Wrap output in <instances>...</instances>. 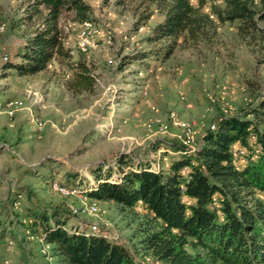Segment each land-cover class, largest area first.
Masks as SVG:
<instances>
[{"label":"rangeland","instance_id":"374dc122","mask_svg":"<svg viewBox=\"0 0 264 264\" xmlns=\"http://www.w3.org/2000/svg\"><path fill=\"white\" fill-rule=\"evenodd\" d=\"M86 1L93 20L79 21L72 11L60 18L70 56L21 74L6 64L21 59L24 42L42 17L28 15V0H0V262L6 264H63L48 250L50 244L33 234L28 213L45 207L63 208L74 223H90L123 239L145 264H163L139 243L141 231L152 224L143 205L123 208L88 194L96 180L93 165L131 155L155 159L160 167L167 164L162 154L167 145L179 142L196 152L221 114L239 113L264 94V41L240 36L237 22L219 23L205 40L180 36L164 57L154 54L171 40L147 38L164 17L156 3L139 27L135 22L147 9L134 0ZM211 2L201 9L210 12ZM80 39L92 43L86 48ZM77 62L89 66L92 80L82 81L84 69ZM44 158L59 162L46 169L40 164ZM75 168L88 180L76 188L60 185Z\"/></svg>","mask_w":264,"mask_h":264},{"label":"trees","instance_id":"16d2710c","mask_svg":"<svg viewBox=\"0 0 264 264\" xmlns=\"http://www.w3.org/2000/svg\"><path fill=\"white\" fill-rule=\"evenodd\" d=\"M134 1L147 9L136 26L152 16V4L164 12L147 38L171 42L154 55L168 57L180 36L211 38L226 21L237 22L239 35L248 41H264V0H212L210 12L201 9L208 0H199L198 6L191 0ZM28 5L29 16L42 17L41 26L24 42L21 59L6 64L21 74L45 69L52 58L70 56L60 26L64 12L72 11L79 21L93 20L86 0H28ZM76 64L84 69L82 81L88 80L89 66ZM162 151L167 164L165 160L160 167L155 159L131 155L121 156L116 164L93 165L96 180L90 182L88 194L123 208L143 205L152 224L141 231L139 243L163 264H264V94L239 113L221 114L196 152L186 151L179 142ZM58 162L44 158L40 164L49 169ZM65 177L58 180L65 187L76 188L83 178L88 180L76 168L67 170ZM37 209L28 213L33 234L50 244L48 250L52 248L63 264H145L107 230L76 224L60 207ZM188 244L200 249L189 250Z\"/></svg>","mask_w":264,"mask_h":264},{"label":"built area","instance_id":"2783aa9c","mask_svg":"<svg viewBox=\"0 0 264 264\" xmlns=\"http://www.w3.org/2000/svg\"><path fill=\"white\" fill-rule=\"evenodd\" d=\"M2 28V24L0 23V30ZM80 41H85L86 42V46L88 44H91L92 43V39H80ZM144 95H147V93H145ZM192 150L194 151V148H192Z\"/></svg>","mask_w":264,"mask_h":264},{"label":"bare ground","instance_id":"6f19581e","mask_svg":"<svg viewBox=\"0 0 264 264\" xmlns=\"http://www.w3.org/2000/svg\"><path fill=\"white\" fill-rule=\"evenodd\" d=\"M2 29H4V27L2 26L1 30H0V36H1V32H2ZM88 36V35H87ZM2 37V36H1ZM0 37V38H1ZM84 45V44H83ZM88 45H91V44H88ZM87 48V46H86ZM174 119H175V115H173ZM95 209V207H93ZM0 264H6L5 262H0Z\"/></svg>","mask_w":264,"mask_h":264}]
</instances>
